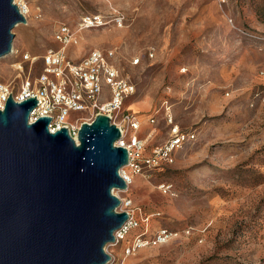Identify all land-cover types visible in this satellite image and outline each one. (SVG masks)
<instances>
[{
    "label": "rangeland",
    "instance_id": "rangeland-1",
    "mask_svg": "<svg viewBox=\"0 0 264 264\" xmlns=\"http://www.w3.org/2000/svg\"><path fill=\"white\" fill-rule=\"evenodd\" d=\"M26 2L28 22L13 28V47L35 60L0 58L1 83L15 91L40 72L41 55L58 45V24L115 9L123 24L83 31L69 56L114 49L116 66L135 84L123 109L140 119L144 154L167 138L166 111L196 133L172 163L134 175L122 193L138 219L152 215L149 232L189 228V235L141 248L126 263L264 264V0Z\"/></svg>",
    "mask_w": 264,
    "mask_h": 264
},
{
    "label": "water",
    "instance_id": "water-1",
    "mask_svg": "<svg viewBox=\"0 0 264 264\" xmlns=\"http://www.w3.org/2000/svg\"><path fill=\"white\" fill-rule=\"evenodd\" d=\"M26 18L13 0H0V58L13 28ZM36 99L0 109V264H105V246L127 219L114 189L125 190L120 169L127 149L108 116L82 122L77 141L50 119L29 122Z\"/></svg>",
    "mask_w": 264,
    "mask_h": 264
},
{
    "label": "built area",
    "instance_id": "built-area-1",
    "mask_svg": "<svg viewBox=\"0 0 264 264\" xmlns=\"http://www.w3.org/2000/svg\"><path fill=\"white\" fill-rule=\"evenodd\" d=\"M20 1L13 0L26 18V24L29 9L25 4H19ZM110 22L121 26L124 15L113 9L108 15L100 12L81 15L75 26L64 22L58 24L53 31V39L58 45L43 52L40 72L33 77L26 76L22 79L19 89L15 91L11 85L0 82V109L4 107L9 94L15 102L34 97L36 104L30 112L29 122L48 117L49 131L55 132L64 127L75 141L82 122L89 123L98 114L108 116L110 122L120 130V137L114 145L127 149L128 160L121 167L120 175L128 186L134 175L146 177L149 175V169L172 163L174 152L195 140L196 133L194 130H181L171 113L166 111V122L169 126L167 138L163 143L156 145L150 154H144L147 138L138 135L140 119L133 112L123 109L124 101L135 93V84L116 66L114 49L94 48L78 60L69 56V47L78 44L83 31L102 27ZM9 54H20L23 61L35 60V57L27 52L19 53L13 45ZM15 65L22 71L20 63ZM150 121L153 119L150 118ZM160 188L167 192L170 186L162 183ZM126 189L112 191L120 200L115 210L125 211L128 216L113 232V241L104 248L109 255L105 264H128L126 259L141 248L159 246L189 235V228L179 231L161 227L149 232V220L152 215H142L138 219L137 209L132 201L122 196ZM141 225V231L136 232Z\"/></svg>",
    "mask_w": 264,
    "mask_h": 264
},
{
    "label": "bare ground",
    "instance_id": "bare-ground-1",
    "mask_svg": "<svg viewBox=\"0 0 264 264\" xmlns=\"http://www.w3.org/2000/svg\"><path fill=\"white\" fill-rule=\"evenodd\" d=\"M19 4H25L26 6H27V4L25 3V0H21L20 2H19ZM10 53V52H9Z\"/></svg>",
    "mask_w": 264,
    "mask_h": 264
}]
</instances>
